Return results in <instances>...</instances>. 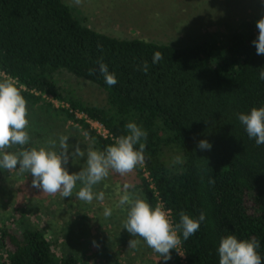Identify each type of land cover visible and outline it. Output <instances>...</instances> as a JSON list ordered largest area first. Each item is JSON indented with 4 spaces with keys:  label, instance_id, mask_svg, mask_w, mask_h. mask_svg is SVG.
<instances>
[{
    "label": "trees",
    "instance_id": "trees-1",
    "mask_svg": "<svg viewBox=\"0 0 264 264\" xmlns=\"http://www.w3.org/2000/svg\"><path fill=\"white\" fill-rule=\"evenodd\" d=\"M262 14L264 8L223 40L174 46L97 31L64 0H0V72L17 81L28 111L47 109L76 121L90 148L104 150L127 133L129 122L147 132L145 165L134 170L139 196L170 210L174 224L181 211L206 215L199 230L182 239L187 264H219L217 248L227 235L258 240L264 264V144L249 138L237 118L264 106V56L252 43ZM156 51L163 58L153 64ZM98 61L115 74L114 86L105 83ZM144 61L147 73L138 70ZM90 69L96 71L90 75ZM62 72L104 90L105 103L82 99L58 77ZM76 112L101 123L110 137ZM202 139L210 150L197 147ZM177 155L182 164L172 163ZM18 212L0 228L7 249L0 264H83L65 247L57 253L45 229ZM173 258L180 264L177 252Z\"/></svg>",
    "mask_w": 264,
    "mask_h": 264
},
{
    "label": "rangeland",
    "instance_id": "rangeland-1",
    "mask_svg": "<svg viewBox=\"0 0 264 264\" xmlns=\"http://www.w3.org/2000/svg\"><path fill=\"white\" fill-rule=\"evenodd\" d=\"M73 7L82 21L91 28L120 38H143L159 43L181 46L210 37L223 40L225 36L251 19L264 8L262 0H64ZM63 79L82 99L96 104L105 103L106 93L101 88L84 80H77L62 72ZM0 78H3L0 76ZM58 106V105H56ZM27 131L30 141L24 148L48 147L49 139L57 140L61 135L69 136V149L79 144L87 151L89 139L80 132V125L74 120L63 121L55 112L44 110L28 111ZM39 119V121L37 120ZM20 146L7 151L17 152ZM59 152V147L55 149ZM86 157L65 165L70 173L80 171ZM79 168V169H76ZM32 176L19 169H0V228L8 225L11 217L17 218L20 210L27 215V221L45 229L47 236L55 242L56 250L67 249L80 256L83 264H176V250H171V259L158 260V254L147 247L140 237H133L122 222L125 212L116 207L124 182L136 186L135 171L125 177L110 173L100 184L105 193L101 203L93 200L87 204L76 198L51 196L32 187ZM106 185V187H105ZM79 183L77 185V190ZM109 188V189H108ZM98 191L97 186L93 189ZM140 195L134 188L130 189ZM104 207L112 208V216L103 217ZM140 241L137 248L128 247V241ZM95 241V244L93 243ZM64 244V245H61ZM6 246L0 240V255L6 257ZM179 264V262H178Z\"/></svg>",
    "mask_w": 264,
    "mask_h": 264
},
{
    "label": "clouds",
    "instance_id": "clouds-1",
    "mask_svg": "<svg viewBox=\"0 0 264 264\" xmlns=\"http://www.w3.org/2000/svg\"><path fill=\"white\" fill-rule=\"evenodd\" d=\"M77 2L79 3V0ZM255 23L258 35L252 43L257 55L264 56V14ZM162 58V54L156 51L152 63L156 64ZM97 63L105 83L114 86L117 83L115 74L109 72L108 66L102 61ZM148 68L147 61H144L138 70L147 73ZM95 71L90 69L89 74ZM259 79L264 80V70L259 72ZM27 115V101L21 94L17 81L10 76L0 79V169L13 171L18 168L20 173L30 174L32 187L45 194H59L62 198H67L76 190L78 200L91 204L95 199L102 203L105 193L94 192L96 185L105 181L110 173L125 177L138 166L142 168L145 165L146 144L143 141L147 140V132L134 122L127 123V133L116 137L104 150L88 148L84 151L76 144L73 146L74 151L70 153L69 136L65 135L59 136L58 145L57 140L49 139L46 142L48 147L24 148L30 141ZM237 118L249 138H253L257 145L264 144V106L253 107L247 114L239 113ZM13 146H20L21 150L7 151ZM57 146L59 152L55 150ZM197 147L210 150L211 144L202 139ZM81 157H86L83 167L78 172L70 173L65 165L70 158L76 162ZM172 163L182 164L183 159L177 155ZM208 183L213 184L214 180L209 179ZM134 188V184L124 182L116 203V207L126 214L122 222L123 229L133 237H140L147 247L158 254V260L171 259L173 249L178 255L184 256V253L179 251L182 239L186 241L199 230L201 222L206 219L204 211L200 212L198 219L181 211L179 222L174 224L163 205L157 204L153 207L144 198L130 191ZM112 211V208L104 207L103 217L110 218ZM93 243L95 244V241ZM139 243V240L131 239L128 241V247L135 249ZM259 246L260 243L255 238L238 239L234 235L222 237L217 248L219 264H262L257 251Z\"/></svg>",
    "mask_w": 264,
    "mask_h": 264
},
{
    "label": "built area",
    "instance_id": "built-area-1",
    "mask_svg": "<svg viewBox=\"0 0 264 264\" xmlns=\"http://www.w3.org/2000/svg\"><path fill=\"white\" fill-rule=\"evenodd\" d=\"M0 76L1 77H5V74L3 73V72H0ZM47 98H49L51 101H53V103L55 104V105H59V103L60 102H58L57 100H54V99H51V97L49 96V97H47ZM63 106V105H62ZM76 116L78 117V118H84L85 119V121L90 125V127L92 128V129H94L95 130V132L97 133V134H99L100 136H102L103 138H106V137H110V134L108 133V130L101 124V123H99V122H97V121H95V120H91V119H89L86 115H84L83 113H79V112H76ZM165 211H167L168 213H170V210H167V209H165ZM170 219H171V214H170ZM179 251H181L182 253H183V251H182V249L180 248L179 249ZM178 255V254H177ZM179 256V261H180V264H187L186 263V261H185V256H180V255H178Z\"/></svg>",
    "mask_w": 264,
    "mask_h": 264
}]
</instances>
